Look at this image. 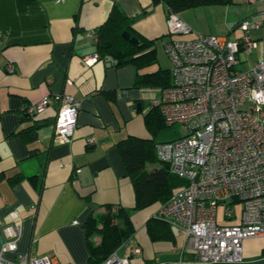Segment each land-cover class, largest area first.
Masks as SVG:
<instances>
[{"label":"crops","instance_id":"crops-1","mask_svg":"<svg viewBox=\"0 0 264 264\" xmlns=\"http://www.w3.org/2000/svg\"><path fill=\"white\" fill-rule=\"evenodd\" d=\"M25 3L20 9L18 0H0V245L5 240L1 229L20 225L17 247L6 252V258L48 256L61 264H87L84 222L89 215L103 212L106 204L134 205L132 182L116 145L128 136L151 139L145 115L160 91L135 87L137 69L131 63L114 66L99 58L86 64L83 58L97 53V38L88 33L118 6L136 33L154 40L158 64V46L166 53L164 42L169 39L166 7L162 0ZM249 4L256 6L249 16L259 14L261 4ZM217 6L227 5L198 6L179 15L196 33L222 35L226 29L209 27ZM255 53L258 57V50ZM8 63L13 65L12 72L6 70ZM149 67L141 72L166 69ZM56 93L69 94L79 103L77 124L68 143L52 140L55 105L34 119L20 114L22 105ZM28 128L34 130L33 136L25 137ZM159 205L131 211L134 233L115 250L129 264L191 261V249L184 247L183 236L175 228L173 240L149 238L146 222ZM222 217L219 223L216 215L220 225L238 224L241 212L238 218L236 214ZM89 239L97 244L100 237L94 234ZM134 247L140 252H133ZM263 253V238L243 242V261L258 259ZM19 262L28 264L27 260Z\"/></svg>","mask_w":264,"mask_h":264},{"label":"built area","instance_id":"built-area-1","mask_svg":"<svg viewBox=\"0 0 264 264\" xmlns=\"http://www.w3.org/2000/svg\"><path fill=\"white\" fill-rule=\"evenodd\" d=\"M247 2L260 3L261 8L256 16L239 20L243 33L238 37H231L229 31L196 33L179 13L166 8L169 39L164 49L171 62L172 84L161 89L151 104L165 124L181 123L184 134L156 143L155 152L186 183L151 217L166 221L183 236L184 247L191 249L190 262H239L245 240L264 239V0ZM88 34L97 38L94 30ZM256 50L251 70H237L240 56ZM98 59V53L83 58L88 65ZM13 69L11 63L6 65L8 72ZM50 104L56 108L52 140L68 143L79 109L71 95H44L20 110L35 118ZM235 201L243 204L240 223L218 224L217 206L225 203L223 214L231 217ZM1 232L5 240L0 245V264H19L20 260L61 264L48 256L6 258L4 254L17 247L21 226L6 225ZM101 264L129 261L114 251Z\"/></svg>","mask_w":264,"mask_h":264},{"label":"trees","instance_id":"trees-1","mask_svg":"<svg viewBox=\"0 0 264 264\" xmlns=\"http://www.w3.org/2000/svg\"><path fill=\"white\" fill-rule=\"evenodd\" d=\"M166 8L180 13L185 9L206 5H228L233 0H162ZM25 0H18V6L23 9ZM239 21L228 31L231 32ZM96 50L99 58L106 59L114 66L128 63L135 65L137 75L133 85L135 87H151L163 89L172 84L171 70L157 68L153 71L141 72L146 67L156 63L154 40L140 36L132 27L131 20L118 6H114L106 19L96 30ZM123 31L129 32L138 39L137 44L122 37ZM20 114L24 119H34L25 113ZM145 123L152 133L151 139L128 136L120 140L116 147L129 176L134 193V205L126 208L120 205H104L105 210L96 215H89L84 222V229L89 245V259L87 264H101L123 242L134 233V226L130 219L131 211L142 210L153 204H161L169 199L173 192L183 185L185 179L173 174L169 164L158 160L155 152V136L167 126L158 109L152 105L145 115ZM34 130L28 128L23 134L33 136ZM30 138V137H29ZM170 141V140H169ZM158 143V142H157ZM157 159L159 165L145 172V163ZM12 181H17L14 178ZM146 231L152 241L172 239V227L164 220L150 217L146 222ZM97 234L100 240L97 244L90 241V237ZM264 254V253H263Z\"/></svg>","mask_w":264,"mask_h":264},{"label":"rangeland","instance_id":"rangeland-1","mask_svg":"<svg viewBox=\"0 0 264 264\" xmlns=\"http://www.w3.org/2000/svg\"><path fill=\"white\" fill-rule=\"evenodd\" d=\"M249 5L251 6V4L247 2V0H233L232 4H229L227 6H217L216 9H219L216 14L217 16L213 20L209 18V27L212 30L220 29V28H223V30L226 29V31L229 30L233 25H235L238 22L241 16L244 15L249 16L252 13L250 11H253V9L256 8V6L249 7ZM226 22L228 23L226 24ZM242 33H243L242 30L238 26H236L234 30L230 32V35L231 37H238ZM252 35L257 36V32H252ZM157 56L159 60L158 64L150 66L149 67L150 69L156 68L157 66H161L168 69L171 68L170 59L163 51L160 45L158 46L157 49ZM255 58H256L255 52L250 54H242L240 56L241 63L236 66V69L240 71L251 70V68L254 65ZM183 134H184V130L182 124L174 123L171 125L163 126L162 129L156 134L155 140L156 141L173 140L175 138L181 137ZM157 166H158V160L154 158L146 162L144 171L148 172ZM242 206L243 204L241 202H235L233 204V210L237 218L240 215ZM225 207H226L225 203H221L217 206L216 214H217V221L219 223L223 221L222 214Z\"/></svg>","mask_w":264,"mask_h":264},{"label":"water","instance_id":"water-1","mask_svg":"<svg viewBox=\"0 0 264 264\" xmlns=\"http://www.w3.org/2000/svg\"><path fill=\"white\" fill-rule=\"evenodd\" d=\"M122 37L125 38L126 40L130 41L133 44L138 43V39L131 35L127 31H123L121 33ZM156 264H264V255L258 259L255 260H250V261H239V262H210V263H199V262H170V261H165V262H160Z\"/></svg>","mask_w":264,"mask_h":264}]
</instances>
